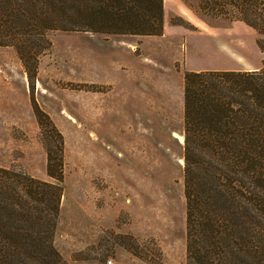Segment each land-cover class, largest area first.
<instances>
[{
    "label": "rangeland",
    "instance_id": "374dc122",
    "mask_svg": "<svg viewBox=\"0 0 264 264\" xmlns=\"http://www.w3.org/2000/svg\"><path fill=\"white\" fill-rule=\"evenodd\" d=\"M232 1L163 0L158 35L49 31L31 79L0 46V166L55 181L62 156L64 264L187 263L184 73L264 61Z\"/></svg>",
    "mask_w": 264,
    "mask_h": 264
},
{
    "label": "trees",
    "instance_id": "16d2710c",
    "mask_svg": "<svg viewBox=\"0 0 264 264\" xmlns=\"http://www.w3.org/2000/svg\"><path fill=\"white\" fill-rule=\"evenodd\" d=\"M234 5L236 20L264 32V0ZM162 28L163 0H0V46L15 49L30 79L49 31ZM182 132L186 264H264V61L256 70L185 71ZM47 155L55 181L0 166V264H64L54 245L62 156Z\"/></svg>",
    "mask_w": 264,
    "mask_h": 264
},
{
    "label": "crops",
    "instance_id": "0c3cea01",
    "mask_svg": "<svg viewBox=\"0 0 264 264\" xmlns=\"http://www.w3.org/2000/svg\"><path fill=\"white\" fill-rule=\"evenodd\" d=\"M262 65V64H261ZM260 66L259 65H255L253 67L250 68H246V69H237V68H209V70H256L258 69ZM208 69V68H207ZM207 69H200V70H207Z\"/></svg>",
    "mask_w": 264,
    "mask_h": 264
},
{
    "label": "built area",
    "instance_id": "2783aa9c",
    "mask_svg": "<svg viewBox=\"0 0 264 264\" xmlns=\"http://www.w3.org/2000/svg\"><path fill=\"white\" fill-rule=\"evenodd\" d=\"M108 263H111V261H108Z\"/></svg>",
    "mask_w": 264,
    "mask_h": 264
},
{
    "label": "bare ground",
    "instance_id": "6f19581e",
    "mask_svg": "<svg viewBox=\"0 0 264 264\" xmlns=\"http://www.w3.org/2000/svg\"><path fill=\"white\" fill-rule=\"evenodd\" d=\"M183 139V138H182Z\"/></svg>",
    "mask_w": 264,
    "mask_h": 264
}]
</instances>
